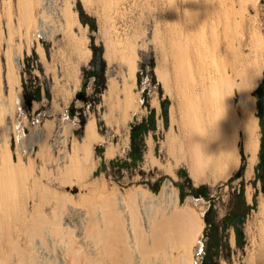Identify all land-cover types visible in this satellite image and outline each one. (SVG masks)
Segmentation results:
<instances>
[{
    "label": "rangeland",
    "instance_id": "rangeland-1",
    "mask_svg": "<svg viewBox=\"0 0 264 264\" xmlns=\"http://www.w3.org/2000/svg\"><path fill=\"white\" fill-rule=\"evenodd\" d=\"M219 1L223 6L220 5V11L217 10L220 15L216 21L218 25L209 28L214 32L209 38L201 26L204 22L199 21L205 20L204 8L214 0H53L54 4L52 1L49 4L50 8L55 5L49 11L53 13H45L46 23H54L53 18L47 20L48 17L54 14V10L62 8H69L68 19L71 21L67 29H54L49 39L37 37L45 51V58L41 59L36 51L35 39H32L31 48L26 52L29 37L19 24L18 16L27 4L31 8L28 6L29 9H26L38 20L44 13L42 10H46L42 3L37 4L34 0H0V52L11 46L18 49L21 45L22 48V63L18 72L25 133H28V127L33 122L38 123L42 131H47L46 127L49 129L46 136H41L46 143L42 151L37 152L39 143L31 139L35 136L28 135L26 139L32 140V149L22 154L16 151L14 140L18 139L10 124L17 109L13 108V115L5 120L8 121L12 158L16 160L17 156H21L23 164L30 162V169H24L19 179L0 172V203H20L22 200V204L30 205L35 198L38 206L41 204L48 208L65 198L69 203L81 206V209L83 204H89L87 199L91 198L90 202L92 198L99 201L100 192L111 194L140 186L151 193H158L162 183L170 179L177 188L180 204L189 194L204 201L205 211L201 215L204 230L202 247L197 252V264H264V190L260 179L264 175V68L251 90L259 147L257 161L249 176L244 175L246 155L240 141L237 168L226 180L215 183L194 184L183 160L166 151L170 116L177 113L176 101L179 98L170 81L172 50L167 51L171 48L168 43L171 27L177 23L178 27L183 26L179 27L183 31L184 26L197 27L195 21H198V26L201 24L199 27L204 30L195 28V36L192 32L189 34L191 38L203 36L207 41L206 67L216 73L223 71L232 63L231 60L234 61L231 47L237 42L248 17L252 20L247 21L252 22H246L245 32L248 30L247 23L264 28V0ZM184 13L190 16L188 19L194 17L190 20L192 23L194 21L195 26L190 25ZM178 15L181 17L179 21ZM181 19L188 22L184 20L182 23ZM226 21L229 23L224 26L223 22ZM48 25L56 28V22L53 26ZM199 33L202 34L199 36ZM261 42L257 46L264 49V39ZM1 56L3 67L0 74L2 68L5 69V59L3 54ZM75 82L78 87L69 95L67 92L71 91ZM127 88L131 90L134 101L136 96L139 98V108L131 117L124 116L122 109L123 93ZM9 93L8 85L2 82L0 99H7ZM234 98L236 100V94ZM88 120H93L95 130L106 137V142H95L91 153L79 149L81 163L77 159L74 164L78 166L63 168L62 164H69L75 147L82 141ZM172 125L178 131L176 122H172ZM64 126L66 130L63 133ZM132 127L135 128L134 146L130 137ZM62 137L65 138L66 155L61 150ZM107 143L114 149L118 147L121 152L105 156ZM174 155L179 160L173 158ZM170 166L175 176L170 173ZM33 175L37 184H32ZM191 207L198 211L197 206L192 204ZM205 217L210 222H206ZM235 227L241 229L240 236L236 235ZM230 230L234 233L233 243L229 242Z\"/></svg>",
    "mask_w": 264,
    "mask_h": 264
},
{
    "label": "bare ground",
    "instance_id": "bare-ground-1",
    "mask_svg": "<svg viewBox=\"0 0 264 264\" xmlns=\"http://www.w3.org/2000/svg\"><path fill=\"white\" fill-rule=\"evenodd\" d=\"M51 1L53 3V0H34L37 4L42 3V7L46 9L42 10L44 13H41L38 20L32 17L28 10L31 6L28 7L27 4L23 6L18 16L19 24L29 37L25 46L26 52H29L31 41L35 39L36 51L41 59L45 58V51L37 37L49 39L53 36L54 29L57 27L67 29L71 21L68 19L69 8L54 10L55 7L54 14L47 15L50 16L47 20L53 18L54 23H46V11L49 12L55 6L50 8ZM214 1L211 5H206L207 8L203 7L206 9L205 13L203 11L205 20L199 21L202 24L204 22L200 25L205 28L209 38L213 32L209 28L218 25L216 21L220 16L219 6H223V3L219 4V0ZM180 18L178 15L177 21ZM248 18L247 20H252ZM187 19H181L182 23ZM247 20L246 22H249ZM55 22L56 28L49 27L48 24L53 26ZM195 22L197 27L184 26L183 31L180 30L183 26L179 28V24L175 23L168 38L170 42L167 40L171 46L167 52L172 50L170 81L173 82L172 86L177 90L179 98L176 101L177 113L170 116L166 151H170L169 154H176V157L183 160L194 184L215 183L226 180L237 168L240 161L238 144L240 141L246 155L244 175L249 176L257 161L259 147L258 123L254 115L255 103L251 90L264 68V49L257 46L264 39V28L249 24L251 21L247 23L248 30L245 32L244 22L243 31L238 33L237 42L235 45L232 44L233 48L231 47L230 52L234 61L231 60L232 63L223 68V71L216 73L206 67L207 41L202 38L203 36L196 35L197 37L191 38L189 34L192 32L195 36V28L203 29L198 26V21ZM225 23L229 22H223L224 26ZM200 34L202 33H199V36ZM20 46L18 49L17 46L15 48L11 46L0 52V68L3 67L2 54L5 59L0 84L5 81L11 92L7 99H0V172L5 176L12 174L17 179L24 173V169L29 168L30 162L25 165L21 156H17L16 160L12 158L6 124L8 121L5 120L21 101L18 72L22 63ZM133 71L134 68L130 72L131 76ZM77 87L78 83L75 82L71 91L66 92L73 93ZM127 89L124 90L123 100L120 101L122 100L124 116L131 117L139 108V98L136 96L134 101L131 90ZM172 122H176L178 131L173 128ZM12 127L13 134L15 130L18 139L20 133L14 124ZM46 128L47 131L40 133L38 130L35 135L32 133L35 138L31 139L39 143L37 152L42 151L46 145L45 138L41 137L49 133L48 127ZM65 128L64 126L62 129L63 133ZM61 141L63 145L61 150L66 155L65 138ZM95 142H106V137L95 130L93 120H88L84 126L82 141L75 147L69 164H62V167L68 169L71 166H78V163L74 164L76 163L74 160L78 159L77 162H80L79 149L91 153ZM117 148L114 149L107 143L104 155L110 156L121 152V149ZM150 150L151 147L149 152ZM176 157L174 155L173 158ZM169 170L175 176L171 166ZM36 180V176L33 175L32 184H37ZM101 193L100 199L97 198L99 201L95 198L96 202H92L94 201L92 198L91 203V198L87 199L89 204L85 206L83 204L81 209V206L77 207L75 203L71 204L65 198L48 208L41 204L38 206L35 198L30 205L22 204V200L20 203L17 201L18 204L4 203L5 201L0 203V264H197V252L202 247L201 236L204 230L201 215L205 211V205L201 198L189 194L184 203L180 204L177 188L170 179L162 183L158 193H151L140 186L124 192ZM246 196L249 198V192ZM188 202L197 206L198 211H195ZM233 241L234 233L230 230L229 242Z\"/></svg>",
    "mask_w": 264,
    "mask_h": 264
},
{
    "label": "built area",
    "instance_id": "built-area-1",
    "mask_svg": "<svg viewBox=\"0 0 264 264\" xmlns=\"http://www.w3.org/2000/svg\"><path fill=\"white\" fill-rule=\"evenodd\" d=\"M17 111H15L16 113L14 114V117L12 119V123L11 126L14 124L16 126V129L20 132V137L18 138V141H15V148L16 151L25 154L30 152L29 148L32 149V142H30L31 140L26 139V137H28V135H35V132L39 130V132L41 133L42 129L38 126V123H30V127H28V133H25V124L23 122V113H22V105L19 104L17 105ZM13 128V127H12ZM33 133V134H32ZM25 138V139H24Z\"/></svg>",
    "mask_w": 264,
    "mask_h": 264
},
{
    "label": "trees",
    "instance_id": "trees-1",
    "mask_svg": "<svg viewBox=\"0 0 264 264\" xmlns=\"http://www.w3.org/2000/svg\"><path fill=\"white\" fill-rule=\"evenodd\" d=\"M134 132H135V128L132 127V130H131V134H130V137H131V145L134 146L135 144V141H134ZM260 158H261V161H262V155H260ZM261 188L264 190V175L262 174L261 177ZM205 220L206 222H210V219H208L207 217H205ZM239 222L241 221L240 218L237 219ZM235 233L237 236H240L241 235V229L238 228V227H235Z\"/></svg>",
    "mask_w": 264,
    "mask_h": 264
}]
</instances>
